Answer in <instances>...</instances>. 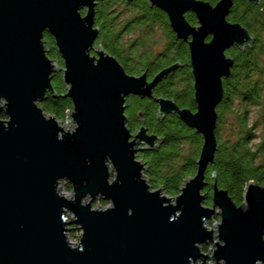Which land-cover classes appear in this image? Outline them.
<instances>
[{
  "label": "water",
  "instance_id": "obj_1",
  "mask_svg": "<svg viewBox=\"0 0 264 264\" xmlns=\"http://www.w3.org/2000/svg\"><path fill=\"white\" fill-rule=\"evenodd\" d=\"M101 1L0 0V264H264V185L250 182L238 206L214 182L212 207L205 205L207 171L219 150L217 107L235 64L227 52L256 42L228 20L235 0H148L189 45L196 112L154 96L180 62L148 82L147 73L128 74L96 45ZM45 34L62 62L48 56ZM55 74L63 75L62 97L72 102L70 127L41 107L48 93L58 96ZM131 96L154 101L159 116H176L202 136L197 171L177 196L152 189L137 158L164 138L144 126L132 134L125 114ZM98 198L109 205L93 206ZM217 217L218 230L210 229ZM74 226L77 244L68 237ZM203 246H213V256Z\"/></svg>",
  "mask_w": 264,
  "mask_h": 264
},
{
  "label": "trees",
  "instance_id": "obj_2",
  "mask_svg": "<svg viewBox=\"0 0 264 264\" xmlns=\"http://www.w3.org/2000/svg\"><path fill=\"white\" fill-rule=\"evenodd\" d=\"M204 1L216 5L220 0ZM125 12L132 15L130 21H121ZM96 14V26L101 29L96 45L104 47L116 57L128 74L140 76L147 67L151 68V74H155L171 63L181 61L184 67L177 74L180 76L174 77L175 86L165 87L159 90V94L175 100L182 108L195 110L188 68V48L175 40L176 36L171 31L165 12L151 8L148 0H103L98 4ZM186 18L189 23H196L193 14L188 13ZM228 19L231 23L245 26L256 37V42L253 48L246 47L245 51L233 48L227 52V55L235 59V64L231 76L223 80L224 98L217 107L216 137L219 150L216 153L215 166L209 167L207 171L209 185L204 190L207 196L206 206L212 205L214 182L227 190L238 206L243 204V194L250 182L264 185V0L260 6L254 5L250 0H235ZM158 31L162 34L160 40L156 36ZM132 32H139V37L126 44L124 38ZM45 40L49 49L48 56L62 62L53 38L45 34ZM52 84L58 96L48 93L41 107L47 115H53L59 121L65 122L67 113L72 109V102L62 97L65 93L63 75L55 74ZM127 104V126L133 132L139 127V112L145 111L150 114V120L155 119L156 110L153 105H148L146 99L131 96ZM224 113L235 118V140L224 142L221 139L220 125ZM3 119H6L4 115ZM155 128L164 137V143L158 150L145 151L137 158L145 163L146 175L152 189H163L165 195L174 197L180 193L186 180L195 175L203 139L175 117L157 124ZM257 131L259 143L253 150L251 143ZM213 172L216 173V179L212 177ZM108 204L105 202L104 206ZM71 231V239L77 240L79 229L74 226ZM203 250L207 251L208 248Z\"/></svg>",
  "mask_w": 264,
  "mask_h": 264
},
{
  "label": "rangeland",
  "instance_id": "obj_3",
  "mask_svg": "<svg viewBox=\"0 0 264 264\" xmlns=\"http://www.w3.org/2000/svg\"><path fill=\"white\" fill-rule=\"evenodd\" d=\"M131 18H132V15L129 12H125L123 14L122 18H121V21H130ZM139 34H140L139 32H132V33L127 34V36H125V38H124V42L126 44H129L132 41L137 40V38L139 37ZM156 36H157V39L160 40L161 39V36H162L161 32L158 31L157 34H156ZM159 49H157V50H159ZM251 118H252V116H251ZM252 121H253V118H252ZM251 122H250V125L252 124ZM235 124H236V122H235L234 116L233 115H230V114H227V113L226 114L224 113L223 120H222V123L220 125V136H221V139L224 142L225 141L235 140V138H236ZM62 125L65 126V127H70V124L67 123V120L65 122H62ZM254 135H255V138H254L253 142L251 143V148L253 150H255L256 145H258V143H259V139H258L259 132L257 131ZM60 185H61L62 193L64 195H66L67 197L72 198V196H73L72 188H70V186L66 182H62ZM104 203H105L104 201H102V200H100L98 198L94 202V205L93 206H95V207H97V206L106 207V206H104ZM208 207H212V205H210ZM69 217L73 218L74 216L72 214H69ZM218 224H220V218L219 217H217L216 219H213V221L212 220H209L207 222V225L210 227V229H212V226L214 225L213 228H215V230H218ZM80 235H81V231H80L79 237H80ZM68 237H69V240L71 242H73V244H77L78 241H79V237H78L77 240H75V239L73 240V238L71 239V237H72V231H70L68 233ZM216 240L218 241V239H216ZM203 248H206V249L208 248L207 251H205V250L202 249L203 252L206 255L208 254L210 256H213V254H214V247L213 246H203ZM209 264H212V262L210 261Z\"/></svg>",
  "mask_w": 264,
  "mask_h": 264
},
{
  "label": "flooded vegetation",
  "instance_id": "obj_4",
  "mask_svg": "<svg viewBox=\"0 0 264 264\" xmlns=\"http://www.w3.org/2000/svg\"><path fill=\"white\" fill-rule=\"evenodd\" d=\"M128 0H126V2H127ZM134 0H131V1H128V2H133ZM213 6H215V5H213ZM158 9V8H157ZM232 13V12H231ZM190 14H192V13H190ZM167 15V14H166ZM187 15V14H186ZM194 15V14H193ZM231 15V14H230ZM168 17V16H167ZM196 18V17H195ZM169 20V19H168ZM229 20V19H228ZM230 21V20H229ZM189 22V21H188ZM191 24V23H190ZM192 26H197L198 25V23H197V19H196V23L195 24H191ZM169 26H170V24H169ZM171 28V27H170ZM172 31V30H171ZM173 33V32H172ZM174 34V33H173ZM175 35V34H174ZM177 42H179V44L180 45H182V43L183 44H185L186 46H187V48H188V54H189V58H188V60H189V62H188V68H189V72H190V77H191V80H192V89H193V84H194V82H193V78H192V75H191V72H192V69L190 68V53H189V45H188V43H186V42H184V41H181V40H178L177 38L175 39ZM230 56V55H229ZM177 62H179V61H177ZM176 63V62H175ZM175 63H171V65H173V64H175ZM180 63H181V61H180ZM152 64H154V63H152ZM171 65H168L167 67H169V66H171ZM167 67H165V68H167ZM183 67H184V65H183ZM183 67L181 66V68L180 69H178V71L172 76V77H168L167 79H164L161 83H159L158 84V86L155 88V90H154V96L155 97H163V98H168V99H171V98H169V97H166L165 95H160L159 93H160V91L159 90H161V89H163V88H165V87H168V88H172L173 86H175L174 84H175V81H174V77H178V76H180V75H177L178 73H180L179 71L181 70V69H183ZM163 70V69H162ZM162 70H160V71H158L157 73H155V74H151L150 72H151V68L150 67H147L146 69H145V71L143 72V73H147V76H148V82H152L153 81V79H154V77L159 73V72H161ZM142 73V74H143ZM163 83V84H162ZM162 84V85H161ZM193 92H194V90H193ZM138 97V96H137ZM130 98V97H129ZM128 98V99H129ZM127 99V100H128ZM144 99H146V102L148 103V105L150 106V105H153V108L156 110V116H155V119L153 118H151V120H150V114H148L147 112H139L138 113V115H137V119H138V125H139V127H138V129H136L134 132L131 130V132H132V134L133 135H135L136 134V132H138V130L142 127V126H144L146 129H147V134L148 135H156V136H158L159 138H164L163 136H161L158 132H157V129L155 128V126L157 125V124H161V123H163V122H166V121H168V120H170V119H172L173 117H175V118H177L176 116H173V115H169V116H167L166 118H162L161 116H159V107H158V105L154 102V101H152V100H150V99H148V98H144ZM195 102V101H194ZM126 105H127V107H128V104H127V101H126ZM196 108H197V106H196ZM196 108H195V110H193V112H196ZM126 111H127V108H126ZM168 119V120H167ZM128 123V122H127ZM132 141V140H131ZM164 141H165V139H164ZM164 142H162L161 144H160V147H161V145L163 144ZM159 147V148H160ZM148 151H152V150H148ZM143 152H141V153H138V155H137V157L140 155V154H142ZM139 160V159H138Z\"/></svg>",
  "mask_w": 264,
  "mask_h": 264
}]
</instances>
